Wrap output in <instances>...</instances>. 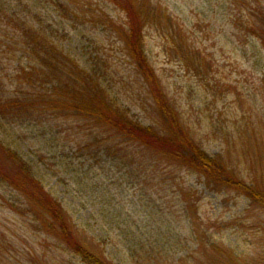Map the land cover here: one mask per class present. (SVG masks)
<instances>
[{
	"label": "rangeland",
	"instance_id": "374dc122",
	"mask_svg": "<svg viewBox=\"0 0 264 264\" xmlns=\"http://www.w3.org/2000/svg\"><path fill=\"white\" fill-rule=\"evenodd\" d=\"M75 1L81 8L70 7L76 12L67 23L44 20L53 29L59 28L55 34L59 48L67 50L70 59L86 69L91 64L89 69L93 68L96 57L105 62L108 70L101 81L117 85L119 102L143 123H151L154 115L146 86L137 68L124 56L122 42L96 23L98 17L90 18L93 10L99 15L104 9L101 14L114 19L118 12L104 2L95 5L91 0ZM152 1L166 9L174 26L178 25L179 32L164 30L181 41L180 54L184 50L196 54L198 62L210 65L204 82L183 74L165 53V43L156 31L146 30V50L165 94L175 102L180 119L195 134L203 151L211 158L226 157L235 176L263 196L264 50L256 39L246 38L245 32L235 27L237 16H232L239 13L245 24L249 8L263 9L264 13V0L259 4L244 0L236 7L228 0ZM7 39L5 43L0 36V97L29 101L34 98L25 97L33 94L42 99L51 85L18 88L14 78L22 46L16 44V36ZM20 63L24 66L23 61ZM20 90L24 96H18ZM90 126L68 115L42 112L22 125L0 130V137L30 164L45 191L61 202L74 225L81 228L80 234L103 242L101 249L112 264H206L204 252L217 255L215 249L237 259L221 258V264H264V211L238 195V188L206 186L203 179L176 165L155 166L147 151L132 167L122 168L109 161L97 163L101 149L90 146L93 142L89 135L99 130ZM12 165L0 154V169L12 174ZM154 167V178L146 182L147 186H131V172ZM2 201L0 232L10 247L6 256L0 253V264H81L33 225L31 215L21 212L23 200L17 193L0 188ZM115 213L125 217L126 223L122 218L118 225L110 223ZM140 222L141 229L152 230L156 238L149 259L143 254L145 249L141 250L136 239L129 236ZM206 240L207 248L200 243ZM211 243L215 249L210 248ZM137 259L141 262H135Z\"/></svg>",
	"mask_w": 264,
	"mask_h": 264
},
{
	"label": "trees",
	"instance_id": "16d2710c",
	"mask_svg": "<svg viewBox=\"0 0 264 264\" xmlns=\"http://www.w3.org/2000/svg\"><path fill=\"white\" fill-rule=\"evenodd\" d=\"M214 1L221 3V0ZM228 1L231 2L232 7L244 4V0ZM91 2L95 5L104 2L118 12L114 19L101 14L104 9H100L99 15L93 10L90 18L98 17L96 23L111 30L122 42L124 56L137 68L139 78L146 86L144 89L151 101L153 121L143 123L131 115L129 107L119 102L115 93L117 85H107L101 81L108 70L105 62L96 57V60H93V68L89 69L91 64L86 69L76 60L70 59L67 50L59 48L56 43L58 38L55 37L59 28L53 29L51 24H45L44 20L58 19L67 23L76 12L70 7L81 8L75 0H0V36H3L5 43L8 41L7 36H16V44L22 46L20 67L14 78L18 88L23 89V85L31 88L34 85H51L42 99L37 96L32 97L33 94L25 97L27 100L34 98L29 101L0 97V130L5 131L12 126L22 125L31 116L42 112L81 119L90 123V128L99 130L93 132V136L89 135L93 142L90 146H99L101 149L99 158L95 160L97 163L109 161L119 164L122 168L132 167L139 163L138 160L145 156L147 151L155 166L159 163L176 165L178 168L192 172L200 180L203 179L206 186L238 188V195L244 196L248 202L263 212L264 195H260L254 187H246L235 176L233 170L229 169L226 157L216 155L211 158L203 151L200 141L196 140L195 134L180 119L182 117L177 111L175 102L168 99L160 79L154 73L150 63L151 58L146 50L144 34L150 29H154L164 41L165 53L169 54L175 63L177 62L176 65L183 70V74H189L194 80L204 82L210 73V65L202 61L198 62L196 54L192 56L185 50L180 54L181 47L178 43L181 44V41L165 33L168 29L172 33L178 31L176 28L178 25L174 26L168 11L152 0H96V3L91 0ZM254 2L259 4L260 0ZM83 3L85 4V1ZM95 9L99 12L97 7ZM258 10L249 8L245 24H242L239 13H235L232 17L234 19L237 16L234 21L235 27H240L238 29L245 32L246 38L256 39L260 48L264 50V13L263 9ZM44 12V16L48 19L42 16ZM22 39L23 41L20 42ZM21 61L24 66L21 65ZM18 96H24L22 90L19 91ZM138 149L141 152L136 151ZM0 154L3 159L6 158L13 164L15 170L10 174L0 169V188L4 187L22 198L21 212L31 215L30 221L33 225H37L45 236L60 244L63 252L71 254L81 264H112L107 257L108 254L101 249L103 242L80 234L81 228L74 225L61 202L45 191L42 181L30 164L13 151L1 137ZM90 160H94L93 157ZM137 170L138 173L133 171L128 177L132 181L131 186H139L142 183L147 186L148 180L154 178L156 171L155 167L151 170L148 168ZM4 204L3 201L0 202V205ZM112 217L114 218L110 222L112 224H120L118 221L121 218L124 224L127 220L116 213ZM192 226L194 228V225ZM136 228L137 231H132L129 236L132 240L136 239L137 246L141 250L145 249L146 253L143 254L149 259L151 255L149 249L156 240L154 233L152 230L143 231L141 222L136 224ZM207 241L200 242L201 246L205 245L207 248ZM213 245L211 243L210 248L215 249ZM8 247L10 245L0 232L2 257L9 254ZM133 248L136 253V247ZM215 251H218L217 255L209 253L208 256V252L207 254L204 252L206 264H216L218 261L221 264V258L226 261L237 260L230 258L220 249ZM29 260L31 262V256ZM135 262L141 261L137 259Z\"/></svg>",
	"mask_w": 264,
	"mask_h": 264
}]
</instances>
